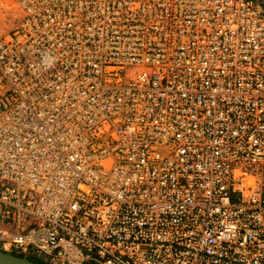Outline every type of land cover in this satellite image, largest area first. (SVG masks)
<instances>
[{
	"label": "built area",
	"instance_id": "2783aa9c",
	"mask_svg": "<svg viewBox=\"0 0 264 264\" xmlns=\"http://www.w3.org/2000/svg\"><path fill=\"white\" fill-rule=\"evenodd\" d=\"M12 1L0 250L264 264V0Z\"/></svg>",
	"mask_w": 264,
	"mask_h": 264
},
{
	"label": "rangeland",
	"instance_id": "374dc122",
	"mask_svg": "<svg viewBox=\"0 0 264 264\" xmlns=\"http://www.w3.org/2000/svg\"><path fill=\"white\" fill-rule=\"evenodd\" d=\"M20 16L17 5L12 0H0V36L9 32ZM42 264H48L43 255L34 258Z\"/></svg>",
	"mask_w": 264,
	"mask_h": 264
},
{
	"label": "water",
	"instance_id": "95a60500",
	"mask_svg": "<svg viewBox=\"0 0 264 264\" xmlns=\"http://www.w3.org/2000/svg\"><path fill=\"white\" fill-rule=\"evenodd\" d=\"M0 264H41L27 257L18 256L0 250Z\"/></svg>",
	"mask_w": 264,
	"mask_h": 264
},
{
	"label": "trees",
	"instance_id": "16d2710c",
	"mask_svg": "<svg viewBox=\"0 0 264 264\" xmlns=\"http://www.w3.org/2000/svg\"><path fill=\"white\" fill-rule=\"evenodd\" d=\"M30 260H33V261H36V262H38V263H41V262H39L38 260H36V259H33V258H29ZM42 264V263H41Z\"/></svg>",
	"mask_w": 264,
	"mask_h": 264
}]
</instances>
